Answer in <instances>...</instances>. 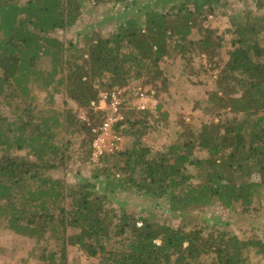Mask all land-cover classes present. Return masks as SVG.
Returning a JSON list of instances; mask_svg holds the SVG:
<instances>
[{"label": "trees", "instance_id": "trees-1", "mask_svg": "<svg viewBox=\"0 0 264 264\" xmlns=\"http://www.w3.org/2000/svg\"><path fill=\"white\" fill-rule=\"evenodd\" d=\"M220 1L0 0V109L13 117H0V229L35 241L38 262L77 264L68 258L72 246L96 264H250L251 258L264 264V237L212 233L207 225L173 228L153 214L134 218L117 200L138 195L176 215L213 206L264 208V0L255 2L261 14L231 21L233 50L222 68L214 62L221 39L200 28ZM111 2L131 15L114 32L92 31L76 41L57 36L76 25L86 4ZM171 52L182 61L192 53L209 60L218 91L203 110L231 118L204 124L194 140L162 154L140 142L149 112L127 110L114 128L128 139L126 147L102 154L88 177L73 182L68 152L75 135L85 136L89 162L104 122L96 125L89 109L101 92L153 86ZM39 87L47 105L65 96L88 110V119L69 110L36 112L32 93ZM195 147L203 158H195Z\"/></svg>", "mask_w": 264, "mask_h": 264}, {"label": "rangeland", "instance_id": "rangeland-1", "mask_svg": "<svg viewBox=\"0 0 264 264\" xmlns=\"http://www.w3.org/2000/svg\"><path fill=\"white\" fill-rule=\"evenodd\" d=\"M255 2L256 0H221L217 5L218 12L208 15V18L200 23L202 30H212L215 36L221 39L219 55L214 59V62L219 63L220 68L229 62L228 52L233 50L234 27L231 25V21L235 16H243L247 12L261 14L255 9ZM129 12L123 6L115 5L112 2L100 6L88 3L84 6L76 25L66 34L57 33V36L59 38L64 36L66 40L76 41L78 37L92 31L107 35L114 32L123 19L131 16ZM192 37L194 40L199 38L198 34H194ZM161 70L162 78L153 86L143 87L138 83H130L123 89L112 91L116 98L115 101H111L109 98L103 102L102 95L112 92H101L99 103L95 108L89 110L93 112L96 125L106 120L110 124L109 129L99 133L91 143V148L92 145L94 147L90 153L89 162H87L88 138L75 135L74 142L68 152L71 160L67 169L73 182L77 183L82 176L88 177L96 168L100 157V154H96L97 149L101 150L102 154L123 151L128 139L118 136L114 128L116 123L123 121L124 113L127 110L139 112L142 111L140 108H144L149 112V116H146L144 120L146 131L140 142L142 146L148 147L152 152L162 154H166L172 145H181L186 141L194 140L198 137L204 124H216L220 119L225 121L227 118H231L232 115L226 111H221L220 118H216L210 111L203 110L208 97L217 90L216 80L218 77V71L211 69V63L204 55L192 53L188 60L182 61L178 52H171L161 64ZM39 88L32 93L36 99V112L38 109L45 110L47 108L69 110L81 121L88 119V110L78 109L76 104L64 98L65 96L56 95L53 98V105H47L48 98L42 91V87ZM139 94H142V97ZM0 117L4 120L13 118L10 110L6 107H1ZM123 127L126 128V125ZM55 142H61V136L57 137ZM194 156L203 158L205 154L195 147ZM117 200L126 204L124 207L128 214L134 218L153 214L158 221L173 228L182 226L191 230L207 225L212 233L228 230L240 238L261 239L264 237L263 207H256L253 211L243 213L239 209L226 210L220 206H213L191 209L182 215H176L168 213L167 207L162 203H154L150 199L138 195L129 197L122 195ZM222 224H227V227L221 226ZM48 244L52 247L51 242ZM37 247L33 240L16 237L12 233L0 229V264H41L37 261ZM68 258L70 262L77 264H96L95 261L88 260L77 248L72 246H69ZM250 264L261 263L257 258H251Z\"/></svg>", "mask_w": 264, "mask_h": 264}, {"label": "built area", "instance_id": "built-area-1", "mask_svg": "<svg viewBox=\"0 0 264 264\" xmlns=\"http://www.w3.org/2000/svg\"><path fill=\"white\" fill-rule=\"evenodd\" d=\"M139 96L142 97V94H139ZM109 98L111 99V101H115V100H116L114 94H111V95H107V94L102 95L103 102H105V101L108 100ZM92 107H95V105L92 104ZM140 109L143 110L144 108H140ZM109 125H110V124L107 123V121L105 120V122H103V125H102V127H101V129H100V133H102V131H107V130L109 129ZM93 147H94V146H93ZM109 151H111V150H109ZM96 154H100V156H101V155H102V151L97 149Z\"/></svg>", "mask_w": 264, "mask_h": 264}]
</instances>
